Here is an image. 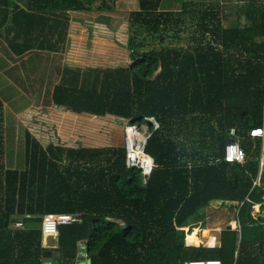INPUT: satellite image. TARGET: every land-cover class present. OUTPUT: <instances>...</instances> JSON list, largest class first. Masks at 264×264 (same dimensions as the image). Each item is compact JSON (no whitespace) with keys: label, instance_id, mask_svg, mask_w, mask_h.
Listing matches in <instances>:
<instances>
[{"label":"trees","instance_id":"16d2710c","mask_svg":"<svg viewBox=\"0 0 264 264\" xmlns=\"http://www.w3.org/2000/svg\"><path fill=\"white\" fill-rule=\"evenodd\" d=\"M112 2L29 0L10 9L0 0V32L18 56L61 52L70 13L112 11ZM138 3L128 16L131 62L64 67L52 100L72 114L148 125L145 154L155 166L147 182L141 168L126 166L125 146L44 147L28 132L24 169L6 168L0 101V264H81L82 251L88 264H264V215L253 213L264 206L263 140L250 135L264 127V0ZM230 129L246 152L243 164L224 160ZM212 201L237 209L236 228L220 231L219 246H186L183 229L191 231ZM49 213L78 221L44 246Z\"/></svg>","mask_w":264,"mask_h":264},{"label":"crops","instance_id":"0c3cea01","mask_svg":"<svg viewBox=\"0 0 264 264\" xmlns=\"http://www.w3.org/2000/svg\"><path fill=\"white\" fill-rule=\"evenodd\" d=\"M195 2H209L211 0H192ZM221 4H236L238 0H218ZM29 0H9V8L17 4L19 8L26 9ZM96 8L88 12L70 13L69 30L67 42L61 52L49 50H30L18 56L8 47V37L0 32V101L2 103V134L5 141L8 134H11L14 141H23L28 132L33 135L41 144L46 147L52 141V137L58 138L64 126H71L72 122H78L79 116L69 113L63 106L56 105L52 100L53 89L60 83L64 67L88 69L104 67L106 62H98L96 58V48L92 56L80 53L83 43V31L72 37L75 24L78 19L90 13H96ZM111 11L100 12L101 17ZM22 19V18H20ZM52 19L55 26L60 25L59 19ZM52 43L59 35V28L54 31ZM74 48L72 54L69 50ZM76 48V50H75ZM101 55L99 57H103ZM105 60V59H104ZM112 64V61H110ZM43 142H46L44 144ZM193 237L191 245H197L200 240L197 232L186 237L187 243ZM190 246V245H188ZM81 264H88L84 251L81 253Z\"/></svg>","mask_w":264,"mask_h":264},{"label":"rangeland","instance_id":"374dc122","mask_svg":"<svg viewBox=\"0 0 264 264\" xmlns=\"http://www.w3.org/2000/svg\"><path fill=\"white\" fill-rule=\"evenodd\" d=\"M218 0H211L209 2H217ZM221 1V0H220ZM228 1V0H226ZM112 11L108 12L106 17H101L100 12L90 13L87 16H82L78 19L76 26L73 28V34L76 36L82 32L84 46H81L80 53L86 56L94 55L93 48H96V58L98 62H106L105 65L113 64L123 65V63H130L128 58V50L126 45L128 43V35L130 29L129 13L139 10L138 0H113ZM189 25V24H188ZM228 26V25H226ZM193 32L192 30H189ZM189 34L183 37L181 45L189 46L190 41L187 39ZM76 50V48H75ZM74 48L69 50L68 54H72ZM104 55L103 57H99ZM105 59V60H104ZM71 126H64L65 129L60 131L58 138L52 137V141L48 142L57 146H64L68 148H110L125 146V129L128 123L118 120L114 117H92L90 115H80L78 122H72ZM262 151H264V139ZM4 147V164L8 169L21 170L25 167L24 142L14 141L11 134L5 141ZM46 144V142H43ZM254 206V215H264V206ZM204 215L195 227L187 234L197 231V237L200 243L197 245L187 244L188 246H219L220 228L234 222L237 209L232 207L229 202L221 203L220 201H212L209 206L203 210ZM236 226V224H235ZM53 264V263H45Z\"/></svg>","mask_w":264,"mask_h":264},{"label":"built area","instance_id":"2783aa9c","mask_svg":"<svg viewBox=\"0 0 264 264\" xmlns=\"http://www.w3.org/2000/svg\"><path fill=\"white\" fill-rule=\"evenodd\" d=\"M148 121L152 123V125L155 127V130L159 129V125L153 119H149ZM228 135L232 139L225 146L224 160L231 163H245L247 160V155L244 148L239 145L235 130L230 129ZM250 135L252 137H260L264 139V127L251 130ZM125 136V164L128 168H141L145 175L144 183H146L153 167L155 166L154 160L145 154V146L148 139L151 137L149 126L128 125L125 129ZM260 165H264V151L261 153ZM77 221V217L70 214L49 213L45 215L41 227L44 246L49 239L56 240L58 238L60 227L71 226L77 223ZM233 222L235 221L233 220ZM120 225H122L121 222ZM15 227L24 229V224L19 220L17 221ZM183 230L185 232V229ZM186 237L187 230L185 233V238ZM184 264H221V262L218 260H203L186 261Z\"/></svg>","mask_w":264,"mask_h":264},{"label":"water","instance_id":"95a60500","mask_svg":"<svg viewBox=\"0 0 264 264\" xmlns=\"http://www.w3.org/2000/svg\"><path fill=\"white\" fill-rule=\"evenodd\" d=\"M148 156V155H147ZM150 157V156H149ZM153 160H154V158L153 157H151ZM235 222H234V226L230 223V224H228V225H226V226H223V227H221L220 229L221 230H227V231H229V230H234L235 228H236V226H235ZM48 255L49 256H52V253L51 252H49L48 253ZM44 262L45 263H51V258H46L45 260H44Z\"/></svg>","mask_w":264,"mask_h":264},{"label":"bare ground","instance_id":"6f19581e","mask_svg":"<svg viewBox=\"0 0 264 264\" xmlns=\"http://www.w3.org/2000/svg\"><path fill=\"white\" fill-rule=\"evenodd\" d=\"M193 240H194V238L193 237H190L189 240H188V244L191 245L193 243Z\"/></svg>","mask_w":264,"mask_h":264}]
</instances>
